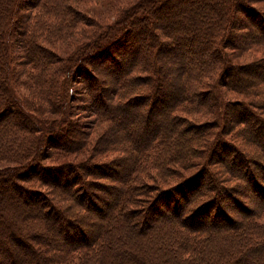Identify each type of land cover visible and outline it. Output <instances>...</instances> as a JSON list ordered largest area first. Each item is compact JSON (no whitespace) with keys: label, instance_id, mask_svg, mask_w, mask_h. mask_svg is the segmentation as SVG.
Returning <instances> with one entry per match:
<instances>
[{"label":"trees","instance_id":"16d2710c","mask_svg":"<svg viewBox=\"0 0 264 264\" xmlns=\"http://www.w3.org/2000/svg\"><path fill=\"white\" fill-rule=\"evenodd\" d=\"M91 1L0 4V264H264V58L252 73L226 51L263 43L264 18L217 0L205 29L197 0H136L100 19ZM122 39L136 57L96 71ZM80 107L105 126L77 161ZM201 162L238 182L205 167L164 189L142 180Z\"/></svg>","mask_w":264,"mask_h":264},{"label":"rangeland","instance_id":"374dc122","mask_svg":"<svg viewBox=\"0 0 264 264\" xmlns=\"http://www.w3.org/2000/svg\"><path fill=\"white\" fill-rule=\"evenodd\" d=\"M2 1L4 2V0H0V4L2 3ZM135 1L136 0H95V2L91 1L92 4H90V2L84 3V4L90 10V14H93V15L95 14L100 19H106L107 16L116 15V13L120 10L121 7L129 8L130 6H132V4ZM248 1H250L249 3H251L254 8H256L257 10L261 11V12H259V11L256 10L257 15L260 14V16L262 18H264V1L263 0H248ZM197 2H198V7H197V11L198 12H199V6L200 5L202 6V5L206 4L205 6L201 7V11H202L201 18H202V22L204 23L203 28L206 29V27H205L206 23L210 24L211 22L214 23V21H215L216 14H214V11H215L216 8H214L213 6H216L220 2V0H219V2L217 0H197ZM187 3L190 6V5L193 4V1L191 2L189 0V1H187ZM227 3H229V2L227 1L226 3L222 4V6H223L222 7L223 16L220 13V15H221L220 18L221 19L225 18L224 14H227V8H228V5H229ZM20 7H22V6H20ZM229 8H230V6H229ZM229 10H232V8H230ZM162 13H164V12H162ZM234 13H237V12H234ZM239 13H237V15H240L241 18L245 17L243 12L242 13L239 12ZM180 14H182V11L180 12ZM162 18L163 19H170L169 20L170 22H175V24H177L175 26H179L183 22V21L179 22V21H181V19H183V18H181L179 16V14L177 16H175V19H174L172 14H168V13L167 14H163ZM259 19H260V17H259ZM216 23H217V25L219 24V22H216ZM255 25L254 24L252 25L253 31L256 32V34H259V35L263 34L264 35V25L260 24V27H258L257 25L255 26ZM203 28H201V29H203ZM206 32H208V31H206ZM209 32H211V31H209ZM140 35L144 36V34H140ZM126 37H127L126 39L128 41L129 38H134V37H137V36L133 32V35H132V33L126 34ZM262 37L264 39V36H262ZM126 39L125 40L122 39V40H124L123 41V45L121 47H119V45H118V49H116L113 46L110 47L111 51L106 54V57L104 58V61H101L100 64L97 63V64L100 65V67L96 68V71H101L102 70V65H104L106 67H110L111 66V68H114L116 70L115 75L119 76L121 74V71H122L121 68H124V66H122V64H123L122 53L125 56L127 62H130V59H132V57H136V55H137V52H136L134 46L125 45V44H130V43H128L126 41ZM137 39H138V37H137ZM118 41H120V40H118ZM120 42H122V41H120ZM69 43H71V42H69ZM116 50H119V51H116ZM226 51L233 54L232 57H231V61L232 62H234V63H239L240 62L238 65L247 64L246 62H249V65H250V64H252V62H254V60L256 62V60H261V59L264 58V42L263 43H256V44H254V46H251V48L247 47V48H245L243 50H239V51L234 50V49H228ZM144 55L145 54L140 50L139 53H138V56H139L138 58H142ZM261 57H263V58H261ZM3 59H4L3 52L0 49V76L2 75L3 70H4V68L2 67L3 66ZM258 67L260 68L261 65H250L249 68H252L253 69L252 73H254L255 69H257ZM106 71H107V69H106ZM247 71H248V69L243 68V71H242V73H240L239 78L241 76L245 75ZM261 71L263 72L264 70H261ZM243 77H245V76H243ZM246 77H248V76H246ZM229 79H235V78H231L230 77ZM80 90L81 89L77 88L76 89V94L79 93ZM15 95L16 96H21V92L16 90L15 91ZM74 102H76V100ZM80 102H81V104L83 103V106H85V102L83 100H80ZM101 105H102V103H101ZM86 106H87V103H86ZM88 111L89 110L87 108L84 110L83 107L75 109V115L74 116H76V117L78 116L79 120H81L82 122H85V127H87L88 129H87V131H85V134H86L85 135V141H84L86 143L85 144V149L82 150L80 154L72 155L71 158H73V160L80 161V160H83L84 158H86V156L92 150V147L94 145L96 146L99 134L102 132V130H103L104 126H105L104 123H101L103 120L102 121H98V122L96 120L94 125L91 126L92 125V121L91 120L93 118H92L91 113L88 112ZM121 128H123V127H121ZM263 136H257L256 138L259 141H261V143H262L263 142L262 138H264ZM237 138H238L237 135L233 136L231 134L229 136L224 137V139L226 141H229V143H232L234 145H236L238 143V141H239ZM219 152H221V150H219ZM121 155H122V153L120 151L119 152L118 151H113L111 153H108V154L104 155L102 157V159L106 160V161L107 160H112L114 157H118V156H121ZM117 163H119V162H117ZM206 165L207 164L203 163V162L197 163V165H193L189 169H180L179 170V173H180L179 175H175L174 173H169V175L163 176L162 180H154L153 181V180H151V179H149V178H147L145 176H144L145 178H142V180L143 181H147L145 184H147V183L156 184V186H158L159 188H163L164 189V188H166L168 186L170 187L171 185L176 184L183 177L186 178V177H190V176H192L194 174H197V172H199L203 167H205L206 169L211 170V172H215V174L217 176H219L220 178H222V180H224V182L227 183V184H231L232 185V184H235V183L238 182L235 179H233L232 176L230 177V174L227 171L222 169V165H220V164H219V166L215 165V164H211L210 166L209 165L206 166ZM117 166H115L113 164V167H115L116 170H119V172H120L121 171V167H120L119 164H117ZM97 176H105V174H103V173L102 174H96V179L99 180V178ZM152 193H155V191H153ZM244 195H245L244 196L245 200L249 201V197H250L249 194H244ZM223 199L226 202H231V199L229 197L225 196ZM231 209H232V214H235V212H236L235 208L233 206H231ZM263 217L264 216H261L260 218H263ZM58 222H59V220H56V223H58ZM61 235H60V237L62 238L63 236H61ZM141 247H143V245ZM145 250H147V249L145 248ZM248 264H250V263H248Z\"/></svg>","mask_w":264,"mask_h":264}]
</instances>
